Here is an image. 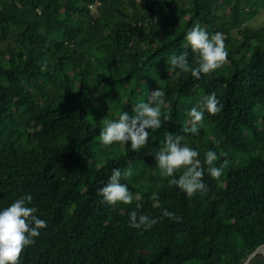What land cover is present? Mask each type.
Listing matches in <instances>:
<instances>
[{"label":"trees","instance_id":"1","mask_svg":"<svg viewBox=\"0 0 264 264\" xmlns=\"http://www.w3.org/2000/svg\"><path fill=\"white\" fill-rule=\"evenodd\" d=\"M263 8L264 0H0V207L30 193L47 222L20 264H244L264 245V25L248 24ZM194 24L221 33L228 53L199 79L166 62L186 53L195 66L184 40ZM158 87L162 125L149 144L102 145L104 122L131 115ZM210 92L220 111L205 113L198 134L184 133L190 108ZM168 131L202 163L209 149L216 166L228 160L218 179L205 174L206 192L188 196L160 175L152 152ZM114 167L132 170L121 178L131 204L97 195ZM137 203L159 218L152 228L129 226ZM249 264H264L263 253Z\"/></svg>","mask_w":264,"mask_h":264},{"label":"clouds","instance_id":"2","mask_svg":"<svg viewBox=\"0 0 264 264\" xmlns=\"http://www.w3.org/2000/svg\"><path fill=\"white\" fill-rule=\"evenodd\" d=\"M184 40L185 46L191 49L195 66L189 63L186 53H181L167 58L168 70L190 73L193 78L199 79L202 74L207 75L220 68L227 59L223 35L219 32L210 34L201 25L194 24L185 33ZM164 97V90L158 87L150 91L146 99L132 105L131 115L128 111H122L118 118L106 120L99 132L100 143L104 146L119 143L135 151L144 148L149 144L153 132L161 128ZM221 107L214 92L202 95L188 112L190 119L186 122L184 133L198 134L205 113L214 115ZM169 118L163 117L165 121ZM183 139V135L166 132L163 147L152 152L155 164L160 175L171 178L169 183L186 195L206 192L208 186L203 179L205 174L218 179L227 167L228 160L224 159L220 166H216L214 162L218 155L209 149L202 163L197 149L182 143ZM178 172L180 174L177 176ZM131 174V169L122 173L120 168L114 167L107 183L96 190L101 203L113 206L117 203L131 204L134 197L127 184L121 182L122 176L126 178ZM32 199L30 193H25L8 206L0 207V264H20L22 251L34 244L41 229L47 227L46 220L36 214L37 208L30 206ZM135 199L138 201L140 197ZM140 208L141 204L137 203L128 212V224L131 228L148 230L159 218L139 212ZM161 215L177 221L181 219L168 209H164Z\"/></svg>","mask_w":264,"mask_h":264},{"label":"rangeland","instance_id":"3","mask_svg":"<svg viewBox=\"0 0 264 264\" xmlns=\"http://www.w3.org/2000/svg\"><path fill=\"white\" fill-rule=\"evenodd\" d=\"M248 24L252 27H261L264 25V8L260 10L258 14H256L249 22ZM264 255V250H263Z\"/></svg>","mask_w":264,"mask_h":264},{"label":"water","instance_id":"4","mask_svg":"<svg viewBox=\"0 0 264 264\" xmlns=\"http://www.w3.org/2000/svg\"><path fill=\"white\" fill-rule=\"evenodd\" d=\"M263 247H264V245L259 247L253 254H251L249 259L244 264H249L250 260L252 259L253 256H255L256 253H260V252L262 253L263 252V250H262Z\"/></svg>","mask_w":264,"mask_h":264},{"label":"bare ground","instance_id":"5","mask_svg":"<svg viewBox=\"0 0 264 264\" xmlns=\"http://www.w3.org/2000/svg\"><path fill=\"white\" fill-rule=\"evenodd\" d=\"M262 250H264V247L262 248Z\"/></svg>","mask_w":264,"mask_h":264}]
</instances>
